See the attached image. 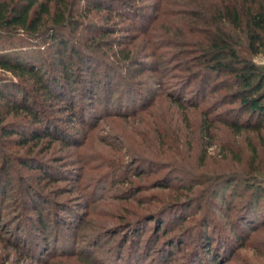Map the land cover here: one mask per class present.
Returning <instances> with one entry per match:
<instances>
[{
    "label": "rangeland",
    "instance_id": "rangeland-1",
    "mask_svg": "<svg viewBox=\"0 0 264 264\" xmlns=\"http://www.w3.org/2000/svg\"><path fill=\"white\" fill-rule=\"evenodd\" d=\"M185 1L78 2L64 56L80 50L91 70L72 93L62 84L49 97L0 69L45 121L0 99V264H264V127L222 122L250 121L240 84L207 79L204 52L183 42L202 38L220 6ZM239 34L264 86V46L253 53Z\"/></svg>",
    "mask_w": 264,
    "mask_h": 264
},
{
    "label": "trees",
    "instance_id": "trees-1",
    "mask_svg": "<svg viewBox=\"0 0 264 264\" xmlns=\"http://www.w3.org/2000/svg\"><path fill=\"white\" fill-rule=\"evenodd\" d=\"M80 1L0 0V69L21 79H31L49 97H53V94H55L54 96L63 94L59 90L61 87L63 88L62 84L66 85L69 93H72L76 84L83 86L85 82L89 85L90 81L86 79L82 71L91 70L89 69L91 68L90 58L83 55L78 49L71 51L74 55L70 53L71 55L64 56L67 53L69 42V39L64 38L67 28L76 23L75 5ZM241 1L246 3L248 0H217L220 9L212 15L208 27H204L202 31L204 36L191 41V44L188 40L183 42L204 52L205 57L201 62V69L209 72L207 79L215 72H230L235 75L237 83L240 84L238 93L241 95L242 111L249 110L250 121L238 122L222 119V122L235 129L260 128L264 127V123L260 121L262 116L264 117V86L260 81L261 77H259L262 75L252 61L239 56L241 55L239 48H241L242 42L239 33H243V38L247 41L248 49L251 52L256 53L264 46L261 36V33H264V0H250L256 2L255 9L249 5L243 10L239 6ZM185 2L195 4V6L202 4L201 0ZM93 6L99 8L104 5L95 3ZM193 16L194 14H192ZM197 22L185 24L187 31L195 32ZM230 28L234 31L238 30L239 33H232ZM19 31L26 35V38L21 40L22 43L33 44L35 48L23 49L22 46H19L23 44L17 43L18 41L13 37V33ZM43 46L53 50V53H50L51 56H39L40 54L35 49H39V47L44 49ZM73 56L76 58L75 61ZM44 58L46 59L44 60ZM48 58L49 61L46 62ZM93 72L95 71L90 72L92 76ZM194 76L192 75L188 80H194ZM98 82V79L97 81L91 80L90 91L87 90V92L94 91L93 87ZM28 92L20 83L0 77V99H3L7 106L19 107L26 111L32 117V123L36 124L41 120L45 122L44 116L41 114L38 116L36 110L33 109L34 100ZM173 99L179 104L182 103L181 99ZM255 114L259 121L251 123ZM206 120L205 122H207ZM205 126L207 130L208 125ZM2 132H7V129H2ZM43 134L52 137L49 132ZM32 136L39 138L37 133ZM33 222L40 223L41 219L37 218ZM207 238L206 236L205 240L208 243L210 240Z\"/></svg>",
    "mask_w": 264,
    "mask_h": 264
}]
</instances>
